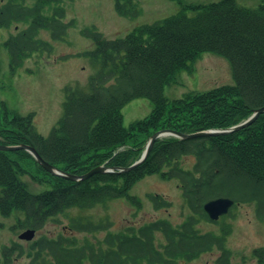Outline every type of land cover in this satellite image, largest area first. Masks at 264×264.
Instances as JSON below:
<instances>
[{"label":"trees","instance_id":"1","mask_svg":"<svg viewBox=\"0 0 264 264\" xmlns=\"http://www.w3.org/2000/svg\"><path fill=\"white\" fill-rule=\"evenodd\" d=\"M63 1L0 3V29L20 23L27 26L4 42L12 69L32 54L53 52V45L39 38L41 31L49 30L56 41L65 38L71 25L63 21L65 9L55 6L50 16L45 14L47 8ZM115 8L120 16L130 19L141 13L135 0H115ZM188 9L195 15H188ZM84 34L96 43V49L86 55L98 66L88 88H66L63 115L48 137L36 130L32 115L0 112L1 144H29L45 161L82 175L100 165L129 167L159 130L195 133L228 129L264 106V2L256 9L241 6L237 0L183 6L177 14L139 26L124 38L106 39L95 30ZM208 52L229 59L236 83L207 92L191 91L169 105L165 86L177 83L181 73L192 71ZM140 97L153 102V112L126 128L123 108ZM189 156L196 162L185 169L181 162ZM25 175L49 182L52 188L32 194ZM150 175L179 181L189 209L180 225L158 219L114 232L108 219L96 222L72 217L70 231L86 235L105 232L104 238L92 241L66 233L42 235L28 251L20 243L6 246L4 262L12 264L27 255L31 258L28 264H195L217 250L221 252L217 264H238L232 262L227 247L231 226L203 232L198 224L211 222L203 206L222 196L216 194L221 183L255 188L235 200L256 202L258 216L264 220V209L260 212V207L264 208V113L251 126L226 135L158 139L148 159L138 167L98 173L78 182L50 174L25 150L0 151V212L6 217L14 215L19 228L39 232L69 210L93 209L125 198L141 205L130 191ZM149 198L155 209L170 206L160 195ZM254 256L258 264H264V248L255 249Z\"/></svg>","mask_w":264,"mask_h":264},{"label":"rangeland","instance_id":"2","mask_svg":"<svg viewBox=\"0 0 264 264\" xmlns=\"http://www.w3.org/2000/svg\"><path fill=\"white\" fill-rule=\"evenodd\" d=\"M7 1V0H0ZM221 0H135L139 5L140 15L129 19L121 17L115 8V0H64L59 5L47 8L45 14L51 15L55 6H61L66 14L65 23L73 22L63 40L56 41L49 30H43L39 38L53 45L52 53L39 52L27 57L18 68L10 67V58L4 42L10 34H16L27 26L20 23L10 29H0V112L15 111L24 116H33V124L37 131L48 137L63 115V104L66 99V88L87 87L89 79L98 71L94 60L87 55L96 49L92 37L85 35L88 30L101 33L106 39L124 38L135 28L153 24L177 14L183 5H201ZM239 5L256 9L264 0H237ZM188 15H195L192 9ZM232 65L229 59L215 53H203L193 66L192 71L183 72L175 84L165 86L164 94L169 105L181 99L191 91L207 92L214 88L234 85ZM154 109L153 102L146 97L132 100L123 108V124L129 128L134 122L149 117ZM196 162L193 156L185 157L181 165L190 169ZM28 189L32 194H40L52 188L49 182L42 183L25 175ZM255 188L243 189L237 183L227 185L221 183L216 194L229 195L234 199ZM259 191V190H258ZM132 196L140 199L141 205H133L128 199L109 202L106 206L93 209L69 210L68 215H59L46 227L36 233L35 240L42 235L56 237L60 233L76 236L78 239L88 237L92 241L102 239L105 232L86 235L70 231V219L81 216L94 221L110 220L111 231H126L127 228L158 220L166 219L174 225H180L189 213L181 187L177 180L166 181L158 175L148 176L138 181L130 191ZM157 194L165 198L170 206L155 209L149 196ZM256 202H246L232 210L231 216L218 223L202 221L198 228L203 232H218L222 226L230 225L227 247L232 251V262L238 264H258L253 252L264 247V220L260 219ZM264 208L260 207V212ZM23 217V214L16 213ZM25 229L18 227L16 217H6L0 212V262H4L3 249L14 243L22 244L28 251L31 242L22 241L19 235ZM220 251L205 254L195 264H216ZM16 257V256H15ZM14 257V258H15ZM31 258L27 255L14 260L12 264H28Z\"/></svg>","mask_w":264,"mask_h":264},{"label":"water","instance_id":"3","mask_svg":"<svg viewBox=\"0 0 264 264\" xmlns=\"http://www.w3.org/2000/svg\"><path fill=\"white\" fill-rule=\"evenodd\" d=\"M262 113H264V107L256 110L255 113L245 122H243V123H241L235 127H232L230 129H227V130H209V131L197 132V133H192V134L180 133V132H177L175 130H169V129L158 131L152 136V138L148 144V148H147L146 152L143 154V156L141 157V159L139 161H137L136 163H134L129 168L122 169L121 171L131 170V169L135 168L136 166L140 165L141 163H143L148 158V156L150 155L152 147L158 138L172 135V136H176V137L182 138V139H190V138L228 134V133L238 131L240 129H243V128L253 124V122H255V120L258 118V116ZM0 150H3V151L27 150L36 158V160L48 172L52 173L53 175L63 176L65 178L73 180V181L85 180V179H87V178H89V177H91L97 173L114 172L113 169H110L106 166H99V167L94 168L93 170H91L90 172H88L84 175L68 174V173L62 172L61 170H59V169L55 168L54 166H52L51 164L47 163L39 155V153L36 151V149L33 148L32 146H27V145L4 146V145H0ZM234 203H235L234 200H232L230 198H217V199H214V200L207 202L204 206V209L208 213V215L210 216L211 219L218 220L220 218V216L227 214L229 212L230 208L234 205ZM34 236H35V231L29 229V230L23 232L20 235V238L25 239V240H32L34 238Z\"/></svg>","mask_w":264,"mask_h":264}]
</instances>
